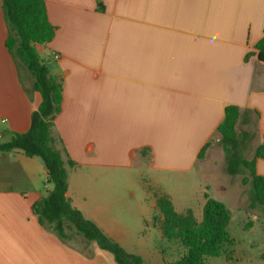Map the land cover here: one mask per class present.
Listing matches in <instances>:
<instances>
[{"label": "crops", "instance_id": "obj_1", "mask_svg": "<svg viewBox=\"0 0 264 264\" xmlns=\"http://www.w3.org/2000/svg\"><path fill=\"white\" fill-rule=\"evenodd\" d=\"M45 3L56 33L36 48L63 83L52 136L68 170L67 197L144 264H170L157 247L163 236L155 222L157 199L168 195L139 185L143 199L127 197L124 185H115L116 174L192 171L202 147L210 143L205 156H211L219 144L227 105L240 108L236 128L252 134L245 144L254 158L264 145V62L256 49L264 35V0ZM2 6L0 0V144L29 130L42 101L6 46ZM256 171L264 176V159H257ZM46 177L37 158L0 153V264H117L99 246L79 247L71 232L63 241L39 223L32 206L52 188ZM134 210L136 224L127 221ZM151 235L149 245L144 240ZM223 258L224 264H264V250L233 249L232 259Z\"/></svg>", "mask_w": 264, "mask_h": 264}, {"label": "trees", "instance_id": "obj_2", "mask_svg": "<svg viewBox=\"0 0 264 264\" xmlns=\"http://www.w3.org/2000/svg\"><path fill=\"white\" fill-rule=\"evenodd\" d=\"M2 8L8 28L6 46L18 66L29 73L33 90L42 97L38 109L32 114L29 130L14 134L10 141L0 144V153L22 151L28 157H42L46 163L49 173L45 184L52 188L33 204V213L41 225L51 228L63 241L75 231L86 242H95L102 250L110 252L117 264H144L141 256L127 252L94 222L86 219L67 197L68 170L52 136L54 121L62 107L63 83L51 75L36 48L37 44L51 42L56 33L48 19L45 0H3ZM256 49L259 60L264 62V35ZM240 117L238 106L227 105L224 118L217 127L219 144L225 156L224 170L230 176L248 170L250 177L244 182L252 186L250 205L264 208V176L256 171L257 159H264V145L258 147L253 159L242 156V147L252 134L238 132L236 127ZM209 146L207 143L202 147L198 159L204 158ZM68 163L75 165L71 160ZM157 210L159 216L155 222L166 242L162 253L170 264H208V257L232 259L231 249L235 244L229 231L232 212L222 201L206 196L201 220L192 209L177 212L166 195L158 197Z\"/></svg>", "mask_w": 264, "mask_h": 264}, {"label": "rangeland", "instance_id": "obj_3", "mask_svg": "<svg viewBox=\"0 0 264 264\" xmlns=\"http://www.w3.org/2000/svg\"><path fill=\"white\" fill-rule=\"evenodd\" d=\"M243 129L244 126H240L238 132ZM241 153L245 159L251 160L254 153L252 145L244 144ZM224 166L225 156L222 147L220 144H214L212 155L204 156L190 172L171 173L159 171L155 173L142 168L139 170L134 169L126 173L118 172L115 185H124L121 187V191L127 197L130 193H134L135 198L142 199L143 193L139 185H144V188L147 185L150 188L149 192L159 191L167 194L175 203L178 212L185 213L191 208L199 220L202 219V206L206 201V196L222 201L232 212L229 231L235 240V244L231 250L235 249L237 253L245 250L257 255L264 250V208H252L250 205L252 186L250 183L244 182L245 179L250 177L249 171L244 170L237 176H230L225 172ZM136 213L137 211L134 210V216L127 218L129 223H135L137 220ZM71 233L73 236L71 241L77 246L86 248L90 245L100 249L95 242H86L75 231ZM144 241L152 245L153 236L147 237ZM165 246V240L159 236L158 249ZM155 255L157 257V254ZM223 257L225 256L208 257L206 261L208 264H224ZM253 264H260V260H253Z\"/></svg>", "mask_w": 264, "mask_h": 264}, {"label": "water", "instance_id": "obj_4", "mask_svg": "<svg viewBox=\"0 0 264 264\" xmlns=\"http://www.w3.org/2000/svg\"><path fill=\"white\" fill-rule=\"evenodd\" d=\"M54 78L57 79L56 76H54ZM37 161H38V163L42 166L43 170H45L46 173L48 174L49 171H48V169H47L46 163H45V161L43 160V158H42V157H37Z\"/></svg>", "mask_w": 264, "mask_h": 264}]
</instances>
